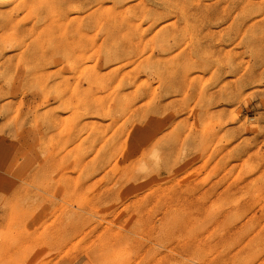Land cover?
Returning <instances> with one entry per match:
<instances>
[{
	"label": "rangeland",
	"instance_id": "rangeland-1",
	"mask_svg": "<svg viewBox=\"0 0 264 264\" xmlns=\"http://www.w3.org/2000/svg\"><path fill=\"white\" fill-rule=\"evenodd\" d=\"M0 264H264V0H0Z\"/></svg>",
	"mask_w": 264,
	"mask_h": 264
},
{
	"label": "bare ground",
	"instance_id": "bare-ground-1",
	"mask_svg": "<svg viewBox=\"0 0 264 264\" xmlns=\"http://www.w3.org/2000/svg\"><path fill=\"white\" fill-rule=\"evenodd\" d=\"M227 16V15H226ZM212 20V19H211ZM83 57V56H82ZM92 99V98H91Z\"/></svg>",
	"mask_w": 264,
	"mask_h": 264
}]
</instances>
